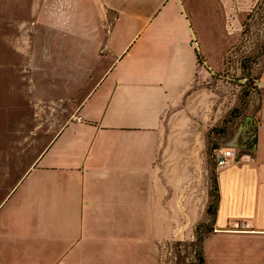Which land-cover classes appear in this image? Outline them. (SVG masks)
Returning <instances> with one entry per match:
<instances>
[{
  "label": "crops",
  "instance_id": "obj_1",
  "mask_svg": "<svg viewBox=\"0 0 264 264\" xmlns=\"http://www.w3.org/2000/svg\"><path fill=\"white\" fill-rule=\"evenodd\" d=\"M69 1L0 0V207L20 180L32 176L13 206L25 209L29 200H47L52 192L61 203L62 189L76 193L73 198L81 189L85 206L97 201L110 207L114 220L109 219L117 230L107 238L96 235L93 223L103 219L82 208L78 223L82 239L74 244L72 233L35 231L24 220L11 231L7 213L0 219V264H82L90 245L103 248L108 241L113 243L108 249L121 254V247L130 244L128 238L121 239L118 213L123 207L131 210L130 226L137 225L142 208H151L155 245L168 239L171 228L175 180L163 136L171 125L166 121L176 118L179 103L195 84L198 60L193 43L186 41L184 31L150 28V21L136 33L141 34L137 40L149 31L153 36L148 55L133 51L127 56L131 41L112 47L108 43L109 53L104 48L89 52L85 41L68 36L73 29L58 25L56 15L65 12ZM106 2V8L117 7L115 0ZM128 2L136 5L132 18L147 21L157 10H164V22L175 14L181 18L185 6L212 22L222 39L231 35L232 16L238 18L248 4V0ZM40 12L57 24L46 29L66 30L59 36L47 31L38 38L43 27L37 20ZM156 35L164 37L156 41ZM95 54L105 60L102 68L93 67ZM53 78L59 87H52ZM260 82L264 85V70ZM256 97L253 150L216 170L213 231L203 241V248L209 239L225 243L226 256L237 254L242 264H264V86H257ZM44 171L53 172L52 181L41 182ZM43 183L46 190L34 191ZM142 194L149 196V203L141 201ZM176 205L181 211L186 204ZM11 233L20 242L14 243Z\"/></svg>",
  "mask_w": 264,
  "mask_h": 264
},
{
  "label": "rangeland",
  "instance_id": "obj_2",
  "mask_svg": "<svg viewBox=\"0 0 264 264\" xmlns=\"http://www.w3.org/2000/svg\"><path fill=\"white\" fill-rule=\"evenodd\" d=\"M115 1L117 7L110 9L106 8V0H70L65 12L56 15L58 25L73 29L68 31V36L85 41L89 52L104 48L109 53L111 48L106 47L108 43L112 47L113 43L123 46L131 41L127 56H132L133 51L148 55L152 50L150 46L153 44L148 42L149 37H153L150 31L138 40L141 34H136L151 21V26H148L150 28L167 26L180 30L181 34L184 31V38L193 43V50L196 57L201 59V63H198L196 69L195 84L186 99L179 103L176 118L166 121L167 125H171L163 136L167 146L165 152L172 160L169 163L173 164L175 180L168 239L156 245L152 242L157 229L150 225L151 208H142L138 216L139 222L130 226L127 222L131 219V210L123 207L118 213V218L122 219L121 239L128 238L130 244L121 247V254L108 249L112 248V241L106 242L103 248L90 245L93 247L87 251L88 259L82 264H195L193 254L196 249V237L206 236L211 223V213H207V208L212 207L215 199L211 194L218 169L215 152L229 148L238 156L243 151L253 150L256 128L254 113L258 102L256 88L264 70V0H248L246 11H242L238 18L232 16L233 20L229 22L231 35L224 39L217 38L212 22L193 14L185 6V13L181 10V18L175 14L164 22V10H157L147 21L146 18H132L136 8L132 2ZM46 15V12L37 14V20L43 26L39 28L38 38H44L47 31L49 36H59L66 30L46 29L44 26L49 24L57 25L53 18ZM236 19L239 23L234 22ZM163 37L154 36L156 41ZM92 60L94 68L99 64L102 68L105 61L97 54ZM144 68L146 67L143 66L142 69ZM52 87H59L54 78ZM172 124L176 126L173 127ZM40 174L41 182L52 181L53 172L44 171ZM64 175L70 177V174ZM31 177H28V180H20L0 207V219L9 213L7 227L9 226L11 231L24 220L28 221L35 231L46 230L59 235L72 233L73 243L77 244L82 239V223L81 226L78 223L81 219L79 214L84 208L92 211L97 218L103 219L102 222L99 220L93 223L96 235L103 238L114 235L117 229L115 223L109 219L112 217L114 220L109 213L110 207L97 201L91 206H85L82 204L81 189L75 198L73 197L76 193L72 190L62 189L61 203L56 202L52 198L53 192L49 191L47 193L51 194L47 200L31 199L25 209H22L21 204L13 206L15 200L26 192L25 188ZM38 190L40 193L46 190L45 183L34 189ZM148 197L142 194L141 201L147 200L146 203H149ZM180 203L186 204L181 211L176 205L179 206ZM14 233L18 234L17 231ZM164 234L166 235V231ZM11 236L14 243L20 242L12 233ZM204 245L202 248L206 264H242L239 255L228 253L226 256L225 243L209 239Z\"/></svg>",
  "mask_w": 264,
  "mask_h": 264
},
{
  "label": "trees",
  "instance_id": "obj_3",
  "mask_svg": "<svg viewBox=\"0 0 264 264\" xmlns=\"http://www.w3.org/2000/svg\"><path fill=\"white\" fill-rule=\"evenodd\" d=\"M197 60H198V63L200 64L201 59L199 57H197ZM211 194L213 195L212 197H214L215 199H214L212 207L208 206L207 213H209V214L211 213V221H212L213 216L216 214L215 200L217 199V190L215 187H214L213 192ZM212 231H213V228L211 227V223H210V225L206 231V236L208 233H211ZM206 236L204 235L202 237L200 235H197V237H196V240H195V245H196L195 248L196 249H195V252L193 254L194 260L196 261L195 264H206L204 253H203V248H202L203 247V241H204V238H206Z\"/></svg>",
  "mask_w": 264,
  "mask_h": 264
},
{
  "label": "built area",
  "instance_id": "obj_4",
  "mask_svg": "<svg viewBox=\"0 0 264 264\" xmlns=\"http://www.w3.org/2000/svg\"><path fill=\"white\" fill-rule=\"evenodd\" d=\"M235 159L236 155L233 149H220L215 152V163L217 168L227 166L228 164L230 165ZM244 227H249V224L245 223Z\"/></svg>",
  "mask_w": 264,
  "mask_h": 264
},
{
  "label": "water",
  "instance_id": "obj_5",
  "mask_svg": "<svg viewBox=\"0 0 264 264\" xmlns=\"http://www.w3.org/2000/svg\"><path fill=\"white\" fill-rule=\"evenodd\" d=\"M258 84H260V85L264 86L262 82H258Z\"/></svg>",
  "mask_w": 264,
  "mask_h": 264
}]
</instances>
